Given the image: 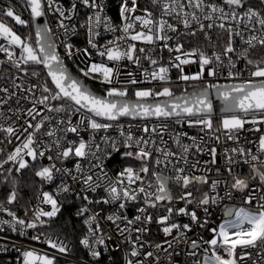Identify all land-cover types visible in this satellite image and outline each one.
Listing matches in <instances>:
<instances>
[{"label": "snow or ice", "instance_id": "snow-or-ice-1", "mask_svg": "<svg viewBox=\"0 0 264 264\" xmlns=\"http://www.w3.org/2000/svg\"><path fill=\"white\" fill-rule=\"evenodd\" d=\"M150 2L153 10L144 8L141 10L143 14H137L140 10L138 0H120L118 9L121 23L116 25L106 14L103 0H71L70 7H65L60 0H22L34 26L35 43L32 42L31 33L26 37L21 36L6 19L10 18L15 25L29 26V20L17 14L15 6L9 4L0 9V41H2L0 53L5 55L6 62L25 75L28 74L29 68H32L31 75L37 78L40 76L38 67L42 66L46 70V77L50 78V82L46 79L42 84H34L23 89L33 93L30 98L32 107L26 110V115L31 119H26L24 126L18 127L13 124L5 126L4 123H0V132L5 134L9 143H12L13 137L21 141L4 160L0 161V170L7 171L11 176L13 167L4 169L6 164L15 166L14 170L19 173L30 167L25 157H30L31 161L35 162L38 157L44 158L46 153L54 152L55 155H47L51 163L47 166L42 165L35 171V175L50 183L54 179V173H65L71 176L75 183L83 186L82 191L95 193L98 189H103L106 195L95 201L90 200L88 195H77L78 198L87 201L88 205L118 204V209L107 216V220L113 223L126 221L123 228L117 224V231L121 236L127 233L125 241L130 245L125 264H160V257L156 252L160 250L168 252V249H172L168 252L171 261L173 255L179 254L177 246L180 244L186 245L187 256L198 257L193 264H241L252 258L251 250L264 260V54L259 59H252L250 56L251 51L257 48L264 49V11L253 6L250 0H222L220 4L209 0H150ZM259 2L264 6V0ZM80 7L89 10L86 20L80 24L87 34L88 47L83 49L74 48L73 44L67 43L70 35L77 34L74 18ZM157 10L158 17L155 14ZM49 12L58 14L57 27L63 30L65 37L60 46L69 59L79 55L88 61L92 55L90 50H95L96 55L101 58L100 62L85 63V66L79 70L84 78L99 79L101 84L109 86L103 95L94 93L87 84L68 71L64 57L57 51L58 45L53 39L51 28L46 22L43 25L37 23V20L45 17ZM165 17L176 19L185 29H189L193 22L201 31L205 27L208 29L218 27L226 34L223 53L213 51L209 55L199 48L185 51L183 44L180 43L171 47L169 41L174 37L169 33L178 35L180 33L178 28L169 23ZM202 19L210 23L205 26L201 22ZM101 29L106 33L120 32L121 35L107 40L104 45H98L97 38L101 36ZM189 34L195 35V32ZM237 37L240 43L246 46L239 51L237 59L244 60L246 66L245 69L233 71L236 63L229 54L237 53L235 46ZM136 42L144 45L163 42V48L169 53H177L170 57L169 65L171 68L179 69L181 73L179 79L184 82L201 81L204 86L192 92L185 90L180 95H176L168 86L170 67L160 64L150 54L145 55L143 59L153 67L151 71L147 68L143 69L141 73L143 79H138L132 71L122 73L120 68L122 61L127 60L137 67H142L141 56L138 53H151L156 50L138 48ZM222 55L228 57L227 77L238 82L219 84L205 80V74L207 77L218 75L217 69L223 64ZM105 60L110 63H106ZM3 63L5 60H0V64ZM192 63L198 64L199 70L195 74H185L183 66ZM22 65L24 67H21ZM245 71L248 73V78L242 79ZM122 75L125 77L123 80L120 79ZM153 81L157 82L153 87L140 86ZM13 86L16 89L22 88L20 84L14 83ZM131 86H136L132 92L134 99L129 98ZM33 89H39V96L33 92ZM213 91L216 98L221 101V111L224 113L216 127L213 124V103L210 99ZM0 92L8 94V99L16 94L9 93L6 87L0 88ZM161 97L165 99H159ZM4 103H7V100H0V106ZM10 111L17 115L22 110L17 108ZM37 117H40L38 121ZM73 117L77 119L74 121ZM121 118H129L131 121L155 119L171 121L177 125L186 124L190 128H197L208 135L209 139L216 141L221 138L217 133L237 143L241 131L261 133L256 142L249 141L255 144V153L251 148L246 149L243 146L230 150L231 153H237L243 158V163L250 166L252 174L246 178L233 176L230 185L225 182L227 191L224 195L217 192L221 181L213 180L210 183V191L203 192L196 202L194 193L187 189L190 186L209 184L206 175H194L188 172L189 167L195 169L199 164L197 161L189 165L190 148L194 147L197 152L205 151L196 143L197 137H189L193 142L190 146L182 142V137L188 136L186 132L170 135L173 143L180 150L177 152L168 148L167 141L163 139L164 133L169 129L168 123L151 126L142 124L139 126L142 135L137 136L132 131L133 124L129 123L125 127L120 123ZM0 119L11 118L4 117L0 112ZM246 125L253 127L246 129ZM113 128L118 131V137L113 138L109 135L101 137L105 145V149L102 150L101 144L96 142V133L100 131L107 133ZM82 132L89 133L87 140L81 135ZM69 134H73L76 139H69ZM152 136L158 137L159 143L157 139L146 138ZM21 137L24 138L21 140ZM44 137L48 140L45 141ZM203 139L204 137H200L201 141ZM2 151L3 149H0V152ZM207 151L212 157L210 163H217V149L211 147ZM225 152L229 150L225 149ZM117 156L128 163L116 172L113 179L108 174L103 159H115ZM69 159L75 161V175L73 169L57 167L55 163V161L63 163ZM85 160L88 162L87 169L81 163ZM227 162L229 165L237 163L230 155L227 157ZM96 169L99 171H95ZM165 170L172 174H166ZM227 171L231 174L233 169L228 168ZM7 179L6 177V182ZM12 184L13 188L6 201H0V213H6L11 219L0 220V225H8L12 232L20 236L27 235L28 229H37L57 217L62 208L58 197L71 191L70 185L66 183L59 186L55 195L42 191L39 199L41 204L49 206V210L37 207L32 212V219L27 220L18 217L15 211L6 206L13 205L17 201L18 192L14 179ZM173 184L185 189L179 197L185 206L179 208L167 206L165 208L167 214L161 213L155 221L164 236H171L172 239L164 241L167 248L157 243L154 246L149 245L154 251H146L144 250L146 242L142 240V236L136 235L133 238V233L143 234L148 229L129 226L137 222L151 224L153 217L147 213V209L163 206L161 202L165 201L171 204L174 197L170 185ZM237 200H239L238 204ZM138 201H142L144 206L139 207L137 209L139 214L129 220L123 214V210L129 203ZM225 201L232 203H224ZM193 203H197V207L203 209L205 213L203 220L195 210H189L187 207ZM221 204H223L222 220L211 226L215 222L211 219L213 213L210 206ZM89 212V207L84 205L76 214L85 216ZM173 214L188 216L190 222L184 224L175 222L172 220ZM99 215L98 212H93L84 219L87 234L79 240V244L88 250L96 264H99L102 257L101 246L107 251L106 239H111L104 235L99 223ZM194 226L206 229L211 236L207 239L203 235L190 237L188 233L193 231ZM0 231H4V228L0 227ZM41 235H33L30 239L41 241ZM42 242L60 254L70 251L68 244L58 239L54 240L51 236L45 237ZM12 247L19 253V264H58L54 254L40 252L33 247L23 248L16 244ZM3 250L8 249L4 247ZM252 264H258L257 260L253 259Z\"/></svg>", "mask_w": 264, "mask_h": 264}, {"label": "built area", "instance_id": "built-area-1", "mask_svg": "<svg viewBox=\"0 0 264 264\" xmlns=\"http://www.w3.org/2000/svg\"><path fill=\"white\" fill-rule=\"evenodd\" d=\"M62 4H64L65 7H70L71 0H60ZM105 4V12L106 14L112 18V21L116 25H120V17H119V9H118V4L120 0H103ZM209 2H215L217 4L222 3V0H209ZM256 4L253 5L255 7L261 8L262 11H264V6L260 5L259 0H255ZM9 4L15 6L17 14H21L22 18L29 20L30 24V16L29 12L24 8L22 4V0H0V9H3ZM138 5L139 9L137 14H143L142 9L148 8L149 10H153L152 5L150 0H138ZM89 13L88 9H85L83 7L79 8V11L74 18L75 20V26L77 28V34L79 33V25L84 23V21L87 18V14ZM156 16H159L158 10L156 11ZM48 23L49 26L52 30V35L58 45L60 54L62 57H64V60L66 64L70 67V69L82 80H84L86 83L91 82L95 84L97 87H99L100 90H97L101 92L102 94L105 93L108 85L101 84L99 79L96 80H89L86 79L82 76L80 72V68L85 66V63H91V62H100L101 58L96 55L95 50H90L92 52L91 57L89 58L88 61H85L82 56H75L71 59H69L65 53L64 49L61 45V41L65 39L63 36V30L59 29L57 27L58 20L57 16L58 14H54L52 12H49L47 15ZM168 19L169 23L174 24L179 31V35L177 33H169V35L173 36L174 39L172 41H169V44L171 47H175L177 43L183 44L184 50L188 51L191 50L192 48H199L201 50L206 51L209 55L212 54L213 51L223 53V48L225 45V40H226V34L222 33V30H220L218 27H213L211 29H208L207 27L204 28L203 31L199 29V26L193 22L191 27L189 29H185L182 24H180L176 19H173L171 17H165ZM10 19V18H8ZM14 24V30L17 31V27L19 28H25L24 26L20 25H15V22L12 21ZM201 22L206 26L210 21L207 20H201ZM65 23L71 24L72 22L65 21ZM219 23V21H217ZM101 31V36L97 38V43L98 45H104L107 40L113 39L114 36H119L121 35L120 32H116L115 34L113 33H106ZM18 34L23 36L21 32L17 31ZM195 32V35H190L189 33ZM76 35H70L67 38V43H71L74 45V48H86L88 47L87 44V34H86V40L85 43L81 45H76L71 41V39ZM207 34V36L205 35ZM2 43V41H0ZM137 47H145L146 49L148 48H155L156 50L151 52V53H143L138 55L141 56V65L142 67H137L133 65L131 62L124 60L120 64L121 72L126 73L127 71H132L133 73L136 74L138 79H143L141 76V73L143 72V69L147 68L149 71L152 70V65L148 63L147 60H144L143 57L145 55L150 54L153 58L157 59L160 64L164 66H169L170 67V86L175 93L184 92L185 90L187 92H192L195 90H198L199 88L203 87V82L201 81H188L184 82L179 79V76L181 75L179 69L176 68H171L169 65V59L172 56L177 55V53H169V51L166 48H163V42H157L156 45H144L142 43L136 42ZM236 48H237V53H232L229 54L232 58V60L236 63V68L232 69L233 71L237 70H242L245 69L246 62L244 60L237 59V54L239 51L242 49V47H246L242 45L239 41V38H236ZM163 48V50H161ZM18 51V50H17ZM252 53V51H251ZM250 53V56H251ZM0 60H5V63L0 64V88L6 87L9 90V93L15 92L16 94L11 97V99H8V94L0 92V100H7V103H4L2 106H0V112L3 113L4 117H10L11 119H0V123H4L5 126L9 124H13L14 126H24V121L26 119L30 120L31 118L26 115V110L30 107H32V104L30 102V98L32 97V92H27L24 91L23 89L29 88L31 85L34 84H42L44 81L38 79L37 77H33L31 75L30 70L32 68H29L28 74L25 75L23 72L19 71L15 67H13L11 64L6 62V57L3 53H0ZM222 60L223 64L217 69L218 70V75L216 77H207L205 74V80L209 83H219V84H227V83H232V82H238V81H232L227 77V72H228V57L222 55ZM106 63L107 62L105 60ZM110 66H112L110 64ZM21 67H24L23 65ZM37 67V66H33ZM39 68V67H38ZM184 73L185 74H195L199 70V66L196 63L184 65ZM248 78V73L247 71L244 72V75L242 79H247ZM121 80L125 79L124 75L121 76ZM14 83L15 84H20L22 85L21 89H16L14 88ZM157 82L153 81L152 83H144L140 85L141 87H153ZM88 84V83H87ZM118 86V85H117ZM51 87V86H50ZM136 86H131L129 89V95L132 94ZM33 92L36 93L37 96H39L40 92L39 89H33ZM179 94V95H180ZM24 97H28L29 99H25ZM159 99H165L163 97ZM17 100H19V104H17ZM55 103V102H53ZM41 109L43 106H39ZM21 109L17 115L13 114V111H10V109L15 110V109ZM43 114V113H42ZM19 117V118H18ZM40 119V117H37V121ZM77 118L73 117V120L75 121ZM220 116L215 115L213 116V124L214 127L218 126L220 121ZM35 123L36 121H32ZM120 123L124 124L125 127L129 123L133 124L132 131L137 135H142L139 126L142 124H148L149 126L153 124H158V123H168L169 124V129L164 133L163 139L167 141V147L170 148L173 151L179 152L180 150L176 147V145L173 143V140L170 138V135H174L175 133L178 132H186L188 134L187 137H182V142L187 145H192V140L189 139L191 136H196L197 141L196 143L201 147L204 148L205 151L203 152H197L194 147L190 148V152L188 153V160H189V165L192 163H196L199 161V164L197 168L191 169L190 167L188 168L189 174H194V175H206L209 180V184L206 185H196V186H190L187 191H192L194 193L195 201L198 202L199 199L202 196L203 192L210 191V183L213 180H219L221 183L218 185L217 192L220 193V195H224V192L227 191V188L225 187V182H227L228 185H230L233 181V176H239L241 178H246L251 176V168L248 164L243 163V158L237 154V153H231L232 148H237L240 146H243L244 148L248 149L251 148L253 153L256 152V147L254 143H249L251 142H256L258 136L261 133L254 132V131H241L238 135L240 137L239 142L227 140L226 137L221 134L217 133V135H220V140L216 141L214 139H209L208 135L205 133L200 132L197 128H190L186 124H180L177 125L174 122L171 121H156L155 119L149 120V121H140V120H135L131 121L130 119H122ZM252 125H246L245 128H252ZM31 131V130H29ZM81 135L87 140L89 133L87 132H82ZM104 135H109L113 138L118 137V131L113 128L109 129L107 133L100 131L96 133V142L101 144L102 150L105 149V145L103 144V141L101 137ZM200 137H204L203 141L200 140ZM24 137H21V140ZM69 139H76V137L73 134H69L68 136ZM146 138H152V139H157L159 143V138L156 136L152 137H146ZM45 141L48 140V138L44 137L43 138ZM0 141H3L0 143V149H3L2 152H0V161L4 160L8 153L14 150V147L17 146L21 141H18L15 139V137L12 138V143L8 142V139H6L5 134L0 132ZM215 147L217 149V154H216V159L217 163L212 164L210 161L212 160L211 155L208 153L207 149ZM225 149H228L229 152H225ZM52 154L55 155L54 152L52 153H46V156L44 158H39L37 161L32 162L29 160V163H37V170L43 165L47 166L51 162L47 159V155ZM231 156L234 161H237V163H233L231 165L228 164L227 162V157ZM25 159H29L28 157H25ZM209 162V163H206ZM57 164V167H67L69 169H73V175H75L74 171V164L75 161L73 159H69L67 161H64L61 163L60 161H55ZM82 165L87 169L88 167V162L87 160L81 161ZM127 161L123 160L121 157L117 156L115 159H103V164L110 176L115 178V174L117 171L121 170L124 166L127 165ZM11 166V164H6L4 168ZM232 168L233 172L230 174L227 169ZM217 169L219 171L217 172ZM244 170V171H243ZM1 171V170H0ZM95 171H99V169H96ZM166 174L171 175L172 173L168 170H165ZM95 179V177H94ZM62 183H66L70 185L71 191L69 193H63L61 194L58 199L62 204V208L65 202L71 201L76 203V207L79 210L82 206L87 205L90 209V212L87 213L85 216H77L78 220L83 224L85 227V234H87V226L84 224V219H87L93 212H98L100 215L98 217L99 223L101 225L102 231L106 237H111V239H106V243L108 246V250L105 251L103 247L101 246L100 250L102 251V257L100 259L99 264H125V257L126 253L130 250V245L125 241V236L127 233H125V236H121L119 232L117 231V224L121 228H123L126 224V221L120 220L116 221V223H113L112 221L107 220V216L113 214L117 209H118V204H92L88 205L87 201H84L83 199L78 198L79 196L83 195H88L90 200H99L101 197L105 196L106 193L103 191V189H98L95 193L91 192H85L82 191L83 186L80 184L75 183L72 179L71 176H68L65 173H54V179L52 182H46L41 180L39 178V183H38V189L37 192L31 201L30 205L28 207H23L22 205V199L17 197V201L13 205H6L7 207L11 208L13 211L17 213V216L23 219L31 220L32 219V212L35 208L37 207H43L44 210H49L48 205H43L41 204V201L39 197L41 196L42 191H47L52 194H56L57 189ZM171 193L174 197L173 201L171 204H169L167 201L161 202L163 206H160L158 208L152 209L149 208L147 209V213L151 214L153 217V222L151 224H143L141 222H137L134 225H130L129 227L131 228H141V227H146L148 229L147 232L140 234V233H133V238L136 235H141L142 240L146 242L145 244V249L146 251H154L153 247H149V245H155L157 243L163 244L164 248H167V244L164 243L165 240H171L172 237H165L163 232L160 230V226L155 222L159 215L161 213L167 214L165 208L167 206H172L174 208H179V207H184L185 204L184 202L179 200V197L184 193L185 189L182 187L176 186V185H170ZM199 189V191H197ZM10 189L9 191H11ZM174 191V193H173ZM8 195L2 196L0 195V201H6ZM224 203H232L229 201H225ZM236 203H239V200L236 201ZM142 201L138 202H131L128 204L127 208L123 210V214L127 216L129 220L133 219L136 215H138L137 209L139 207H143ZM189 210H195L198 214V216L203 220L205 218V213L203 212L202 208L197 207V203H193L190 205H187ZM223 207V204L220 206H210V210L212 211L213 215L211 219L215 222L211 226H215L222 220V213L221 209ZM61 208V210H62ZM27 210V216H25V211ZM61 213V212H60ZM60 213L57 215V217L52 218L51 220L48 221L47 224L43 226H39L37 229H28L27 230V235L25 236H20L16 232H12L9 229L8 225H0V227L4 228V231H0V264H19V253L15 251L12 247L13 244L16 245H21L23 248H29L33 247L36 248L40 252H47L50 255H56L57 257V262L58 264H96V261L90 256L88 253V250L83 248L81 246V250L83 254H77L75 253V248L73 242L64 237L62 234L50 231L47 229L48 225L56 220ZM2 219H8L10 220L11 218L7 216L6 213H0V220ZM47 220L48 218H44ZM172 220L175 222H178L180 224L184 223H189V217L188 216H179L173 214ZM37 234H42L41 235V241H32L30 239L31 236L37 235ZM83 235V237H84ZM175 235V233H174ZM188 235L192 238H196L197 235H203L205 239L209 238L211 236V233L208 232L206 229H202L200 227H193V231L189 232ZM51 236L52 239L54 240H61L64 241L66 244H68L70 251L66 254H60L56 252V250L49 248V246L46 243H43L42 241L45 239V237ZM7 247V251H4L3 248ZM185 249L186 245L180 244L177 246V251L179 252L178 255H173L171 258V261L168 258V252H171L172 249H168V252H165L163 250L157 251L156 255L160 257V264H193V261L197 259L198 257H190L185 254ZM239 251V249H238ZM253 251V256L251 259H248L246 261L241 262V264H252V260H257L258 264H264V260H261L259 256L255 254L254 250ZM202 254V253H201Z\"/></svg>", "mask_w": 264, "mask_h": 264}, {"label": "trees", "instance_id": "trees-1", "mask_svg": "<svg viewBox=\"0 0 264 264\" xmlns=\"http://www.w3.org/2000/svg\"><path fill=\"white\" fill-rule=\"evenodd\" d=\"M250 3L252 5L256 4L255 0H250ZM16 29L17 31L21 32V34L25 37L28 36L29 33H31L32 42L35 43L34 31L31 22L28 27L25 28L17 27ZM85 40H86V30L84 28H81L79 25V33L77 34V36L73 37L71 41L76 45H81L85 43ZM262 54H264V49L257 48L256 50L252 51L251 58L259 59ZM39 71H40V76L38 77V79L42 81L48 79L46 77V73L43 71L42 68ZM87 83L90 86H92L94 89L100 90L99 87H97L95 84L91 82H87ZM175 94L179 95L180 92L176 91ZM129 98L134 99V96L131 94L129 95ZM36 169H37V163H31L30 167L21 170V172L19 173H17L13 168L11 176L8 175L7 171L1 170L3 174H0V195L5 196L9 194L10 192L9 190L13 188L12 180L14 179L15 187L18 192V197L22 199L21 202L23 207H28L31 201L33 200L38 189L39 177L35 175ZM6 177L8 178L7 182L5 181ZM77 211L78 209L76 207L75 202H71V201L65 202L60 215L56 220H54L48 225L47 229L62 234L64 237L70 239L74 244V248H75L74 252L81 255L83 253L81 250V245L79 244V240L82 239L83 235L85 234V227L76 217Z\"/></svg>", "mask_w": 264, "mask_h": 264}, {"label": "water", "instance_id": "water-1", "mask_svg": "<svg viewBox=\"0 0 264 264\" xmlns=\"http://www.w3.org/2000/svg\"><path fill=\"white\" fill-rule=\"evenodd\" d=\"M47 23L48 24V26H49V23H48V19H47V16H45V17H42V18H40L39 20H37V23H39V24H41V25H43L44 23ZM33 26V25H32ZM50 27V26H49ZM33 31H34V26H33ZM53 36V35H52ZM34 39H36V37H35V31H34ZM53 39H54V37H53ZM35 41V40H34ZM54 41H55V39H54ZM55 43H56V41H55ZM57 44V43H56ZM57 51L60 53V51H59V48H57ZM61 55V54H60ZM65 65H66V67H67V69H68V71L74 76V77H77V78H79L71 69H70V67L66 64V62H65ZM39 68H42V66H39ZM43 69V68H42ZM43 71L46 73V70H44L43 69ZM49 79V81H50V78H48ZM79 79H81V78H79ZM82 80V79H81ZM85 84H87L84 80H82ZM88 86H89V88L94 92V93H96V94H99V95H103L101 92H99V91H97L96 89H94L92 86H90L89 84H87ZM210 99L212 100V103H213V116H215V115H218V116H221V115H224V113H222V111H221V109H222V103H221V101L219 100V99H217L216 98V96H215V93H214V91L212 92V95L210 96ZM161 100H163V99H161ZM122 119H129V118H121V120Z\"/></svg>", "mask_w": 264, "mask_h": 264}, {"label": "rangeland", "instance_id": "rangeland-1", "mask_svg": "<svg viewBox=\"0 0 264 264\" xmlns=\"http://www.w3.org/2000/svg\"><path fill=\"white\" fill-rule=\"evenodd\" d=\"M6 19H7V20H8V22H9V23H10V24H11V25L14 27V24H13V22H12L10 19H8V18H6ZM40 69H41V68H39L38 70H40ZM32 70H33V69H31V70H30V72H31ZM222 117H223V115H221V116H220V119H219V121L221 120V118H222ZM28 158H29V159H27L28 161H29V160H31V158H30V157H28ZM9 167H13V168H15V166H13V165H11V166H10V165H9L8 167H6V168H4V169H7V168H9ZM0 172H1V171H0Z\"/></svg>", "mask_w": 264, "mask_h": 264}]
</instances>
